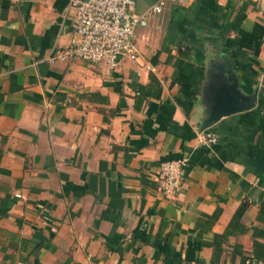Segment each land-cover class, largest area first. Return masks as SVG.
<instances>
[{"label": "crops", "instance_id": "0c3cea01", "mask_svg": "<svg viewBox=\"0 0 264 264\" xmlns=\"http://www.w3.org/2000/svg\"><path fill=\"white\" fill-rule=\"evenodd\" d=\"M68 0H0V264H264V12L256 0H134L138 56H44ZM252 106L198 117L214 63ZM147 66H151V69ZM186 157L167 196L157 170Z\"/></svg>", "mask_w": 264, "mask_h": 264}, {"label": "built area", "instance_id": "2783aa9c", "mask_svg": "<svg viewBox=\"0 0 264 264\" xmlns=\"http://www.w3.org/2000/svg\"><path fill=\"white\" fill-rule=\"evenodd\" d=\"M256 1L264 12V0ZM165 4L166 0H154L149 10L160 12ZM67 8L73 12V34L64 45L45 55V61L54 63L77 58L101 62L113 69L121 58H137L134 31L145 26L147 20L145 14L134 10V0H68ZM198 137L202 142L212 143L217 135L206 127L200 130ZM185 162L186 157L180 156L159 163L157 180L163 194L173 196L179 192Z\"/></svg>", "mask_w": 264, "mask_h": 264}, {"label": "water", "instance_id": "95a60500", "mask_svg": "<svg viewBox=\"0 0 264 264\" xmlns=\"http://www.w3.org/2000/svg\"><path fill=\"white\" fill-rule=\"evenodd\" d=\"M228 62L213 64L204 88L203 109L198 117V129L208 127L220 116L252 106L255 90L250 93L239 88L238 79L227 68Z\"/></svg>", "mask_w": 264, "mask_h": 264}]
</instances>
